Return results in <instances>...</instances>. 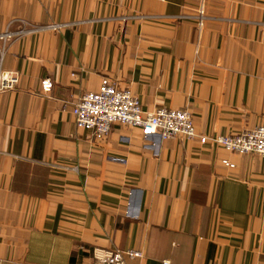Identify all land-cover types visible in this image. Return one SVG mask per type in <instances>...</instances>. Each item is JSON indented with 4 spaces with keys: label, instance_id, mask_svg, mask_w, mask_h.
Masks as SVG:
<instances>
[{
    "label": "crops",
    "instance_id": "1",
    "mask_svg": "<svg viewBox=\"0 0 264 264\" xmlns=\"http://www.w3.org/2000/svg\"><path fill=\"white\" fill-rule=\"evenodd\" d=\"M204 1L200 34L178 17L203 0H0V34L62 26L0 54L20 77L0 94V264H264V159L199 139L264 126V0ZM104 79L146 113L189 111L198 138L97 140L72 111Z\"/></svg>",
    "mask_w": 264,
    "mask_h": 264
},
{
    "label": "built area",
    "instance_id": "2",
    "mask_svg": "<svg viewBox=\"0 0 264 264\" xmlns=\"http://www.w3.org/2000/svg\"><path fill=\"white\" fill-rule=\"evenodd\" d=\"M181 19H191L196 22L201 34L205 29L209 17L203 0L197 13L192 16H181ZM61 25H49L46 27L31 26L25 24L18 32L6 31L0 34V54L3 58L6 45L9 41L26 34L36 33L42 30L58 31ZM20 82V77L15 72L0 69V94L15 90ZM54 87L51 79L42 82V92L48 94ZM72 114L76 126L80 129L91 131L94 137L103 141L107 138L114 125H123L141 130L142 136L148 139L152 136H160L163 140L184 137L189 140L198 138L194 119L189 111L174 110L159 107L154 112L146 113L142 109L141 102L128 89H121L116 83L104 79L97 92L86 93L74 105ZM201 144L211 141L213 144L228 152L240 155L256 154L264 159V126L245 131L237 135L216 136L213 138L200 137ZM229 167L233 165L224 161ZM94 264H129L130 260L144 258V253L137 250L121 251L97 248L93 251ZM165 264H169L168 261Z\"/></svg>",
    "mask_w": 264,
    "mask_h": 264
}]
</instances>
